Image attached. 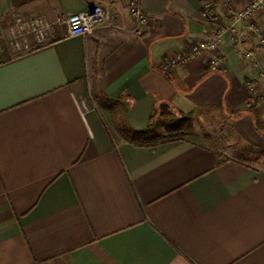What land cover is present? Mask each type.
I'll return each instance as SVG.
<instances>
[{
  "label": "crops",
  "instance_id": "obj_1",
  "mask_svg": "<svg viewBox=\"0 0 264 264\" xmlns=\"http://www.w3.org/2000/svg\"><path fill=\"white\" fill-rule=\"evenodd\" d=\"M95 4L108 17L65 36L64 16ZM142 10L0 0V264H264V7L237 22L223 0L214 18L202 0ZM17 16L56 38L16 53ZM216 27L217 69L210 53L165 68ZM182 122L199 140L167 136Z\"/></svg>",
  "mask_w": 264,
  "mask_h": 264
},
{
  "label": "built area",
  "instance_id": "obj_2",
  "mask_svg": "<svg viewBox=\"0 0 264 264\" xmlns=\"http://www.w3.org/2000/svg\"><path fill=\"white\" fill-rule=\"evenodd\" d=\"M131 11L137 21L143 22L147 17L142 10V0H129ZM228 13L233 21H244L251 19L255 11L264 7V0H254L251 5L243 9H234L229 0H223ZM202 9L209 18H214L216 14V0H202ZM108 17L107 10L100 4H95L86 10L67 14L62 19L66 26L65 36L73 37L78 35H87L92 33L98 24L102 23ZM251 28L261 35L260 29L256 24L251 23ZM234 28V26H230ZM57 36L54 24L44 16L35 17H15L14 22L9 25L6 31L5 41L19 54L33 50L36 47L43 46L53 41ZM224 37V30L216 27L214 35L209 39H204L193 43L189 49L180 51L172 56L164 64L165 68L174 67L184 63L194 57L211 54L210 67L215 70L220 65V57L215 53L220 47ZM264 44V38H262ZM248 58L253 57V53H246ZM36 264H49L47 262H38Z\"/></svg>",
  "mask_w": 264,
  "mask_h": 264
},
{
  "label": "trees",
  "instance_id": "obj_3",
  "mask_svg": "<svg viewBox=\"0 0 264 264\" xmlns=\"http://www.w3.org/2000/svg\"><path fill=\"white\" fill-rule=\"evenodd\" d=\"M159 116H165V117H168V116H171L173 115V112L170 110V105L168 104H161L158 106V109H157V112H156ZM256 126L257 128L260 130V131H263L264 130V123L260 120H256ZM185 125H184V122L178 124L176 126V128H179V130H182L184 129Z\"/></svg>",
  "mask_w": 264,
  "mask_h": 264
},
{
  "label": "rangeland",
  "instance_id": "obj_4",
  "mask_svg": "<svg viewBox=\"0 0 264 264\" xmlns=\"http://www.w3.org/2000/svg\"><path fill=\"white\" fill-rule=\"evenodd\" d=\"M8 54H11L10 51H7ZM6 53V54H7ZM14 54V53H13ZM188 125V126H187ZM190 126V124H185V128L187 129L188 127ZM184 129V131H180V132H177V133H167V136L168 137H175V136H188L189 138H192V139H196V140H199L198 137H196L194 134H192L191 132H189L190 127L189 129Z\"/></svg>",
  "mask_w": 264,
  "mask_h": 264
}]
</instances>
